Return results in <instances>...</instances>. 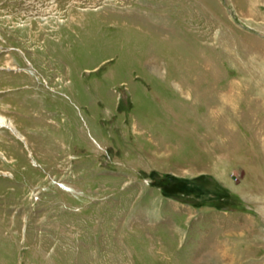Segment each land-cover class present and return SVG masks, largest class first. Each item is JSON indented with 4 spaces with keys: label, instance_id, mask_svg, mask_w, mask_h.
<instances>
[{
    "label": "rangeland",
    "instance_id": "1",
    "mask_svg": "<svg viewBox=\"0 0 264 264\" xmlns=\"http://www.w3.org/2000/svg\"><path fill=\"white\" fill-rule=\"evenodd\" d=\"M0 264H264V0H0Z\"/></svg>",
    "mask_w": 264,
    "mask_h": 264
},
{
    "label": "bare ground",
    "instance_id": "2",
    "mask_svg": "<svg viewBox=\"0 0 264 264\" xmlns=\"http://www.w3.org/2000/svg\"><path fill=\"white\" fill-rule=\"evenodd\" d=\"M0 126H3V127H7V126H10V128H12V130L14 129L12 124L9 123L5 117H3L2 115H0Z\"/></svg>",
    "mask_w": 264,
    "mask_h": 264
}]
</instances>
